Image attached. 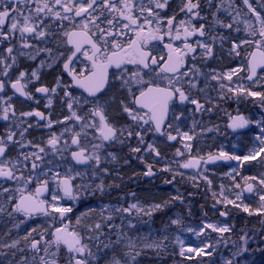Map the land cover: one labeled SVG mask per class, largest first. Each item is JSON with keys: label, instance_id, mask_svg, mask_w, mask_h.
<instances>
[{"label": "flooded vegetation", "instance_id": "1", "mask_svg": "<svg viewBox=\"0 0 264 264\" xmlns=\"http://www.w3.org/2000/svg\"><path fill=\"white\" fill-rule=\"evenodd\" d=\"M262 1L264 2V0ZM134 2L136 5L134 13L136 16L140 17L139 22L142 23L144 16H147L148 13L144 12L143 15H141L139 11L141 3L146 7H150L151 5H149L148 0H134ZM184 2L185 0H169L168 6L160 11L161 16L165 18V31L166 19L173 15H175L174 23L176 24L181 20L187 21L191 19L192 24L197 28H199L201 24L205 26V36L200 37L199 35H193L186 41L196 49L195 52L189 53L185 57L184 65L180 69V73L187 72L188 75L177 74L180 84L183 85V89L189 94L190 99H196L203 105V109L201 111H196L195 105L188 102L181 104L179 100L176 99L170 103L169 116L173 105L182 108L184 111L191 110V117L197 120L196 124H199V127L196 126L195 128H222L220 131V138H228V141L234 139L237 134L244 135L253 133L255 131L253 130L254 118H258L259 121L261 120L264 125V101H262L260 97L249 96L246 92L253 91L264 93V68L257 70L253 79L250 81L248 80L250 74V57L255 51L259 54L260 49H258L255 43H241V41H258L261 39L259 36V22L253 19L255 17L252 14L243 11L242 4L239 0H211L210 4L209 0H199V18L192 17L191 14L180 11ZM9 3H11V8H17L19 10L20 15L18 16V22L20 24H23L24 16H31L29 23L38 25L37 31H43L45 35L43 37H38L35 34L25 33L21 36L18 29L14 32H9V26L12 22L9 18L3 26V31L7 38L5 39L4 36H0V81H4L5 83L4 91L0 92V97L3 98L0 100V108H2L4 102L7 101L13 106L16 112V116L10 117L8 121L0 120V137H6L9 131H14L16 133L14 140L17 142L9 143L5 156L0 158V160L9 161V167L15 165L13 172L17 179H4L0 181V188L8 187L11 191L17 188L16 190L21 192L20 195L15 198L18 200L25 194H34L36 188L44 181H47L48 191L44 192L40 199L44 200L52 188L55 187L57 190L61 191L64 201L69 202L71 197L65 196L62 190V182L68 180L72 186L73 195H78L80 192H83V196H79L77 203L75 206H72V211L65 216L66 218L64 221L60 220V214L57 212L58 224H60V226L57 225L52 228L51 233L54 229L60 228L61 226H71L72 232L76 234L73 224H71L70 221L75 218L76 212L83 215L86 209L92 208L93 206L94 208L91 211L96 215L94 227L92 226L94 229H91L89 223H86L84 216L81 217V221L91 230L96 231L97 234L119 233L120 231H124L128 226H133V218H138L139 215L144 223L149 221V224L151 223L154 228L161 226L163 221L160 216L156 215L159 209L150 210L151 215H145L144 213L137 215L134 210L132 213L122 211V209L128 208L131 205L132 195L140 197L145 196L146 193H158L159 190L167 184L164 179L170 176L174 177L172 174L169 176L164 171H156L159 166L157 167L150 163L144 164L143 149L146 144L150 142L149 140L153 137L156 139L158 137L152 133L149 137L145 138L143 133L149 124L142 125V127L138 126L122 110L121 102L129 105L131 108H136V105L132 102L133 94L137 96L141 88L147 87V84H137L131 79V74L138 70L137 66L133 64H124L121 66V69H117L114 65L109 67L107 70V83L96 96H89L84 89L75 85L72 76H70L63 67L67 57L71 55V52L74 50L73 45L68 43V37L65 33L85 31L83 24L87 23L88 18L76 17L74 13H65L62 5L69 4L70 6L69 0H61V5H56L54 0H26V2L19 4L15 3L14 0H0V10L3 9L5 4ZM45 3L49 5L52 11L48 12V10L45 9V12L37 14L36 8L42 7ZM253 7L257 9L256 4H254ZM257 10L261 11V14L264 15V10ZM56 12H59L61 17L67 15L70 19H61L57 17L55 15ZM98 12L96 14H98ZM12 14L15 15V13ZM110 15L111 14L107 11L104 12V17H110ZM217 21L222 23H217ZM125 22L126 21L120 20L115 28H110L103 18L97 21L100 27L104 28L106 31H112L114 34L122 33L115 35L114 39L122 45L125 51H131L128 47V43L135 38V33L129 29H122L121 26ZM229 23L233 25L231 29L222 26L223 24ZM249 25H251V27H249ZM152 27H156L155 22H153ZM237 29H239V31H237ZM88 31L90 35L92 33H97V36L93 37L94 40L97 39L99 33L94 25L89 24ZM145 31L147 32V26L145 27ZM253 31L256 32V35L251 34ZM174 34L175 33H173V35ZM213 37L216 38L215 41ZM221 37H225L226 39L221 40ZM197 40L213 46V55L211 57L203 55L202 49L196 44ZM169 43H171L174 48L183 49L185 45L183 29H181V39L173 40L171 37L165 35L162 41H149L145 50L150 51L157 60L163 57L164 59L161 61L160 65L163 66L167 61L169 51L165 45ZM233 43L240 45L235 51L232 50ZM25 44L28 46L25 47ZM110 44L111 38H109V46ZM9 47L13 49L11 54L7 51ZM49 49L51 50L50 52L46 51ZM84 50L88 51L89 55H91V48L89 45L85 44ZM125 51H121L120 54L123 56ZM237 52L239 53L238 55L236 54ZM32 57L35 58L33 59ZM102 60L103 57H100L97 62L99 63ZM6 65H12V67L8 68L7 75H4ZM72 67L75 69L76 73L84 72L85 76H87L89 75V70H91L92 65L91 61L82 53H77V58H74ZM153 67L155 71L150 72L145 69L141 73L143 80L151 81L153 85L167 87L168 80L164 77L172 76L173 74L161 73L158 76L159 66ZM34 70L38 74V79L31 75ZM235 71H237V73L232 76V81H227V79L223 78L224 74ZM20 72L26 73L21 83L25 85V91L31 94V99L21 96L11 87V84L19 78ZM215 73L219 74L221 79H213L212 77ZM198 76L200 78L198 82L199 86L202 81H211L210 83L213 84L214 87L212 86L213 88H210L209 94L203 92L199 93L200 88L192 89L189 87L188 81L191 80L194 83ZM121 77L125 80H129L130 83L122 87ZM184 77H189V79L185 81ZM58 78L61 81L59 87H57ZM222 82L227 89L242 87L245 91L239 93L235 92L237 94H234V92L227 90L221 93L220 89L216 88L215 85H221ZM180 84L177 86H180ZM39 87H47L48 89L55 87L57 90L55 93L49 91L45 94L36 92V89ZM129 88H131V94ZM65 91L71 94L73 98L71 99L73 110L76 111L78 115L84 117L83 121L64 119L71 115L67 107L70 97L65 95ZM217 93H221V98L218 97L219 100L216 97L217 95H214ZM210 94L211 98H209ZM9 97L11 98L10 100L8 99ZM212 97H214V99ZM243 98H247L245 102ZM49 99L52 101L51 105L48 104ZM85 100L87 103H85ZM98 106L103 108L108 123L114 127L119 129L131 125L134 132H141L143 143H140L139 138L135 135L128 137L126 131L124 135L120 137V140L124 141L123 143H120L119 140L104 142L99 139L100 133L97 129L84 126L85 124L91 123L99 125V117L91 116L92 111ZM22 112H41L44 114L45 119H40L36 116L22 117L20 115ZM143 113L144 111L141 110L140 114L143 115ZM169 116L168 123L164 127L166 131L163 133L170 132L178 138L177 129L179 128L169 127V125H171ZM183 116L184 114L181 113L177 117L178 122ZM236 116H243L249 121L251 127L247 131L233 133L229 125L232 122L231 118ZM49 120L52 121L50 127L48 126ZM182 124L183 123H181L180 128L183 129L186 125ZM29 125H31V127H29ZM25 128H27V131L24 132L23 137H21L20 133L24 131ZM186 129L188 128L186 127ZM77 133H79V144L72 145L71 140ZM53 135L59 138L55 150L48 144V140ZM160 138L168 140L166 134ZM168 141L174 143L176 140ZM100 144H103V147L93 148V145ZM21 145L24 146L21 147ZM40 148H44V152H40ZM81 148L85 149L86 156L99 155L100 163L97 164L94 159L85 163H78L73 158L72 153L79 151ZM135 148H139L140 151L134 152L132 149ZM231 151L232 150H229L226 153ZM37 154L42 157V159L36 160L35 156ZM214 154L219 155L217 153ZM25 155L29 156L30 159L25 161ZM112 155H114L113 158L111 157ZM193 155L198 158V153L195 152ZM207 158H205V160ZM155 160H158L157 155L155 156ZM229 161L230 160H227L226 163L220 164L226 165L229 164ZM33 162L38 165L36 169L32 168ZM202 165L203 162H201L200 169ZM208 165L210 164L208 163ZM215 165L219 164L211 166ZM149 166L153 174L146 176L145 173L148 172ZM81 171H88L87 179L77 176ZM185 172L189 173L188 170H185ZM53 174H56L55 184H53L50 179ZM176 177L175 175L174 179H176ZM249 184L253 186V191L249 192L250 197H246L247 201L240 205H246L254 212L261 203L258 198L253 195L256 186L252 182H249ZM249 184L243 185V192ZM87 185L88 188H86ZM167 189H169V187ZM171 189L173 192L174 185H172V183ZM150 200L154 202L155 198L151 194L146 195L145 203H151ZM98 204H107L110 209L104 211V214H102L103 211L95 206ZM209 207L213 208L212 205ZM232 211L244 213L242 207L236 208L231 205H227L221 210L220 213H226V215L222 216L224 222L231 228L229 235L238 234V232L233 230L234 218L230 215ZM245 214L248 215L249 213ZM204 216L211 220L214 218L211 212H205ZM97 224L100 225L99 229L96 228ZM50 237H52V235ZM263 238L255 239L251 241L250 244L255 245V243L262 241ZM263 242L264 241L259 242V248H261L259 250L264 249ZM255 250L254 252L256 253L260 252L258 249Z\"/></svg>", "mask_w": 264, "mask_h": 264}, {"label": "snow or ice", "instance_id": "2", "mask_svg": "<svg viewBox=\"0 0 264 264\" xmlns=\"http://www.w3.org/2000/svg\"><path fill=\"white\" fill-rule=\"evenodd\" d=\"M15 3H23L26 2V0H14ZM243 4L247 7L248 12H250L256 20L260 24L259 29V36L260 40L258 41H241V43H255L260 49L259 55L262 60H264V15L261 14V11H258L255 7H253V4L250 2V0H242ZM54 3L56 5H61V0H54ZM69 4H63V10L65 13H74L76 17H86L88 18L87 23L83 24V28L85 31L81 32H70L65 33V35L68 37V43L73 45L74 50L71 52V55H69L66 59V62L64 63L63 67L64 70L73 78V81L76 86L79 88L84 89L85 92L88 93L89 96H96L98 92L101 91V89L104 87V85L107 83L108 79V68L111 66H115L117 69H121V66L124 64H133L136 65L138 70L133 72L131 74V79L134 80L137 84H147L146 88H141L139 91V95L135 96L133 94V104H135L136 108H131L129 105L124 104L121 102L122 110L124 113L128 115V117L135 122L138 126L147 125L150 122L155 125V131L160 132L162 135L166 134L168 140H176L177 136L172 135L169 133H163L161 132L162 126L164 124V121L167 117V113L169 111V105L174 100L178 99L181 104L184 102L191 103L196 106V111H201L203 109V105H201L196 99H190V96L186 91L183 89V85L180 84L179 75H188L187 72L180 73V69L184 65L185 57L192 52H195L196 49L192 47L191 44H188L186 41L189 37L193 35H199L200 37H203L206 35L205 32V26L201 24L199 28H197L194 24H192L191 19L185 21L181 20L178 22V24L175 22V15L168 17L166 19V31L164 29V20L165 18L161 16V11L165 9L168 4L169 0H148L150 7H146L143 3H141V6L139 8V11L141 15H143L144 12H147L148 15L144 16L143 22L140 23V17L136 16L134 13V9L136 7L134 0H69ZM211 3V0H209V4ZM262 10H264V3L261 5ZM45 9L48 10V12H51L52 9L49 7L47 3H45L42 7L36 8V13H42L45 12ZM200 4L199 0H185L182 7L180 8L181 12H186L191 14L192 17L199 18L200 17ZM99 10V12H98ZM107 11L110 13V17H104V12ZM98 12V14H96ZM12 13H15L13 15ZM239 14V13H238ZM20 15L19 10L17 8H11V3L5 4L3 9L0 10V36H5V33L3 31V26L6 23L7 19H11V24L9 26V32H14L17 29L19 30L21 36H23L25 33L28 34H35L38 37H43L45 33L43 31H37L38 25L30 24L29 21L31 19V16H24L23 17V24H20L18 22V16ZM55 15L61 19H70L67 15L61 17L59 12H56ZM106 20V23L110 28H115L117 24L120 22V20L126 21L122 24V29H129L135 33V38L132 39L128 43L129 49L131 51H125L121 44H119L115 39L114 36L122 33H113L112 31H106L104 28H101L100 25L97 23V21ZM153 22H155L156 27L153 28ZM217 23H222L220 21H217ZM247 23V22H245ZM89 24L94 25L97 28V31L99 33L97 39H93L94 36H97V33L89 34L88 28ZM147 26V32L145 31V27ZM225 28L231 29L233 25L231 23L229 24H223L222 25ZM251 27V25H249ZM181 29H183V37L185 40V45L183 49L174 48L171 43L166 44L165 47L168 48V56L167 61L161 65V61H163V57L160 58V60H157L155 56L152 55L150 51L145 50L147 48L148 42L151 40H163L164 36L167 35L171 37L173 40H179L181 39ZM239 31V29H237ZM163 33V34H162ZM173 33H175L173 35ZM252 35H256V32L253 31L251 33ZM109 38H111V44L109 46ZM215 37H213V40L215 41ZM221 40L226 39L225 37H221ZM87 44L91 48V55H89V52L84 50V45ZM197 46L202 49L203 55L211 57L213 55V46L208 43L201 42L200 40L196 41ZM28 45L25 44V47ZM240 45L233 43V51H235ZM8 53L11 54L13 49L9 47L7 49ZM46 51H51L46 50ZM121 51H125V54L122 56L120 53ZM77 53H82L89 61H91V70H89V75L85 76L84 72L76 73L75 69L72 67V64L74 62V58H77ZM110 53V54H109ZM239 54L238 52L236 53ZM100 57H103V60L101 62H97ZM33 59L35 57H32ZM14 60V58H13ZM256 53L252 54V62H250V74L248 76L249 80L253 79V76L256 75V67L258 66L256 63ZM153 66H159V72L157 75L159 76L161 73H172V76H165L164 78L168 80V86L167 87H160L159 85H153L151 81H144L143 76L141 73L147 69L150 72L155 71V68ZM12 65H6V70L4 72V75H7V69L11 68ZM32 77L38 79V74L34 70L31 73ZM234 75V72H228L224 74V79H227L231 81L232 76ZM26 76L25 72H20L19 78L11 84V87L15 90V92L19 93L21 96L26 97L27 99H31V94L25 91V85L21 83V80L24 79ZM213 79H220L221 77L219 74L213 75ZM130 83L129 80L123 79L121 77V86H127ZM180 84V86H177ZM188 84L190 87H195V83H193L191 80L188 81ZM61 85V81L59 78L57 79V87ZM224 85L221 84V88H223ZM5 89V83L4 81H0V92H3ZM56 88L48 89L47 87H39L36 89V92L39 93H45L47 94L49 91L55 93ZM229 91L232 92H243L245 89L242 87H238L236 89L229 88ZM129 92L131 94V88H129ZM65 95L69 96V102L67 104L68 109L71 112L70 116L65 117V120H76V121H83L84 117L77 114L76 111L73 110V104L71 102V94L65 91ZM247 95L253 96V97H260L262 101H264V93L260 92H253L248 91ZM3 98L0 97V100ZM11 99L10 97L8 98ZM52 101L49 99L48 104L51 105ZM85 103L87 101L85 100ZM141 110L144 111L143 115L140 114ZM22 117H30V116H36L40 119H45L44 114L41 112H22L20 114ZM16 112L13 106L8 103L7 101L4 102V106L0 108V120L8 121L10 117H15ZM92 117H99V125L96 123L91 124H85V127H91L97 129L99 131L100 136L99 139H101L104 142H111V141H117L119 140L120 143H123V140H120V137L124 135L125 131L127 132L128 137H132L135 135L139 138L140 143H143V136L141 135V132H134L132 129V126L129 125L126 128H116L110 123H108L107 117L104 114L103 108L98 106L96 107L92 113ZM146 117V118H145ZM232 122L230 123L229 127H231L233 130H236L238 128H244L247 126L249 121L245 119L243 116H236L231 118ZM142 122V124H141ZM258 124L260 122H257ZM52 124V121H48V126L50 127ZM31 127V125H29ZM171 127V125H169ZM67 130V129H66ZM27 131V128L24 129L20 133L21 137H23L24 132ZM261 136L257 137V140H259L261 147L258 151H253L250 155H246L243 157L237 156V155H229L226 152L221 151L218 156L209 155L207 160H203V158H193L188 160L187 162L183 163L181 167L183 168H198L201 165V162L204 164L212 163L217 160H241V161H249L256 159L257 156L260 155L261 152H264V125L261 126ZM16 133L14 131H9L6 137H0V158H3L6 154V150L8 148L9 143H17L14 140ZM177 135H181L179 132V129H177ZM79 133H77L75 136H73L71 140L72 145H78L79 144ZM183 138H186L187 140H191L192 136L188 135V133L182 134ZM59 142V138L53 135L49 140L48 144L52 146V148L55 150L56 145ZM24 145H21L23 147ZM103 147V144L100 145H93V148H100ZM184 148L189 151L191 149L190 144H185ZM148 149H151L155 151L153 146L151 144L148 145ZM134 152L140 151L139 148L132 149ZM40 152H44V148L39 149ZM159 155V153H157ZM176 155H184V153L180 152V150H177ZM73 158L78 163H85L91 159H94L97 164L100 163V157L99 155L95 156H86L85 155V149L81 148L79 151L72 153ZM30 157L25 155L24 160H29ZM36 160L42 159L38 154L35 156ZM9 161L7 160H0V178L13 180L17 179V177L14 175L13 168L9 167ZM38 165L33 162L32 168L36 169ZM167 170V169H166ZM151 167L149 166L148 172L145 173V175H152ZM22 175V174H21ZM248 179L255 180L256 177H249ZM260 185H264V176L259 180ZM239 187V185H237ZM62 190L64 192V195L67 197H71L75 199L72 192V186L70 185V182L68 180H64L62 182ZM7 191V189H5ZM48 191L47 188V181H44L39 187L36 188L34 194H30L27 197L21 196L20 202L14 207V211L16 212H23L25 215H31L34 212H45L47 209L44 207V205L47 203V201L40 199L41 195ZM247 191L252 192L253 186L249 184L247 186ZM60 199L55 194H52V201H57ZM237 199H240V194H237ZM259 200L261 201L260 207L254 210L255 214H264V195L259 196ZM227 203L233 204L236 207H241L242 205L236 204L235 201L229 200ZM52 211L58 212L61 217L64 216V214L69 213L72 211L71 207H58L55 203L48 205ZM161 205H155L154 209H160ZM243 211L249 213V215L254 214L252 210L249 209L248 206L244 205ZM133 210H135L137 213L144 212L145 215H151L150 211L145 212L143 208L139 206L138 203L131 204L128 208L122 209L123 212L132 213ZM0 211H3V208L0 207ZM119 211V209H118ZM222 216L226 215V213L222 212ZM173 224H180V220H173ZM264 223V221H262ZM96 228L99 229L100 225L97 224ZM204 229H211L213 232H218L220 234L227 233L231 231V228L228 226H219L212 223L204 224L203 227L199 230L196 229H188L189 232L194 233L197 236H200L203 234ZM54 243L57 246V251H59V245L63 244L67 247V250L69 253L75 254L72 255L68 261V264H90L89 257H91L93 260H95V256L91 253V251L88 249V246L84 243H82V238L75 233H62L61 229H57L56 233H54ZM166 238V237H165ZM177 243L180 245V255L183 257L185 256L186 252H196L197 254H207L211 255L210 252L206 253L205 249L212 247L210 244H205L203 247H187L185 248L184 241L181 240L179 237L176 238ZM40 241L34 240L31 244V248L39 252L41 249L39 247ZM12 247H15V243L11 245ZM105 247H109V245H105ZM130 248H135V245L129 242ZM146 248H153V247H160V244H145ZM45 254H48V247H45L43 249ZM126 255L129 256V262L128 264H136V259L140 255V252H135V255H131L130 253H126ZM236 255H239V253H236ZM53 259L50 261L45 259L44 256H41L40 264H57L56 261V253H52ZM110 264H122V261L119 258H113V260L110 262ZM226 264H232L231 260H228Z\"/></svg>", "mask_w": 264, "mask_h": 264}, {"label": "rangeland", "instance_id": "3", "mask_svg": "<svg viewBox=\"0 0 264 264\" xmlns=\"http://www.w3.org/2000/svg\"><path fill=\"white\" fill-rule=\"evenodd\" d=\"M242 4V9L244 12L251 14L248 12L247 7L243 4L242 0H239ZM250 2L254 5L256 4L257 9H262L261 5L264 3L262 0H250ZM256 20V18H253ZM237 73V71L234 72V74ZM215 75H217L215 73ZM220 76V75H219ZM233 78V77H232ZM189 77L185 78L184 80L187 81ZM199 76L194 81L195 87H191L192 89H199V93L203 92L205 94H209L210 88H213V84L208 81H202L201 85L199 86ZM221 79V78H220ZM224 80V79H223ZM229 81V80H227ZM232 81V79H231ZM221 84L224 85L222 82ZM213 86V87H212ZM216 88L220 89V92L223 93V91H227L228 89L224 86L223 88H220L221 85H215ZM190 87V85H189ZM215 88V89H216ZM217 92V91H216ZM220 94H214L217 95L216 97L221 98ZM247 93V92H246ZM234 94H237L234 92ZM211 98V94L209 96ZM214 99V97H212ZM218 98V100H219ZM184 114L183 118L179 120L178 122V116L180 114ZM194 117V116H193ZM170 123L173 128L178 127L179 132L181 135H178V138L174 143H170L168 140L164 139H156L153 137L148 144H146L145 148L143 149V156H144V164L150 163L154 164L155 166H159L156 171H164L169 176L172 174V176L175 177V175L178 177H185L186 179L195 182L196 184H207V190H205L206 194L210 196V202L209 206L212 205L214 210H219V215L222 219V215L220 214V209H223L227 205H231L236 207L233 204L227 203V201L232 200L235 201L236 204H244L247 200L245 197V194L243 193V185L249 184V182H252L256 187L253 192V195L259 194L257 196L259 200L260 195H264V185L259 184V180L262 177H257L251 173L247 175H243L240 180H235L236 175L239 174L238 168H241L243 165H246L248 161H241V160H230L226 165H215L211 166L208 164L202 165L201 169L197 172H190L186 173L185 168L181 167L183 163H185V160L187 157L192 156L194 152L198 153V158H207L209 155H214V153L219 154L221 151L227 152L229 150H232L231 152H228L229 155H237L240 157L250 155L253 151H258L261 147L259 140H257L258 136H261V126L263 125V122L258 120V118H251L253 119V130H255L253 133H247L244 135L237 134L234 139H230L228 141V138L221 139L220 138V131L222 128L213 127V128H201L197 129L196 126L199 127V124H196V119L194 120L191 117V110L190 111H184L182 108H178V106L173 105L171 108L170 113ZM195 118V117H194ZM197 118V117H196ZM257 122H260L259 124ZM181 123L182 125H186L185 128H180ZM186 127L188 129H186ZM183 133H188V135L192 136L191 140H187L186 138L182 137ZM151 144L155 151L148 149V145ZM185 144H190L191 149L190 153L188 150L184 148ZM180 150V152L184 153V155H176L177 150ZM227 150V151H226ZM159 153V155H157ZM262 153V152H261ZM260 153V154H261ZM158 156V160H155V156ZM112 158L114 155L111 156ZM185 157V158H184ZM258 157V156H257ZM256 157V158H257ZM250 161V160H249ZM167 169V170H166ZM242 169V168H241ZM131 170V169H129ZM238 172H237V171ZM130 172V171H128ZM88 171H81L78 173L77 176L87 179L88 177ZM147 176V175H146ZM174 177L165 178L164 180L167 182L166 186H164L161 190H159L158 193H148L151 194L155 200L154 202L150 200L151 203L146 204L145 203V196L148 195L146 193L145 196H134L132 195L131 198V204L138 203L141 208L144 209L145 212L154 210L155 205H161L162 207L160 209H173L172 215L168 214L170 216L169 219H171L169 226L166 227L165 219L166 217L162 215L161 220L163 221L161 226L158 228H154V226L147 221L144 223L143 221L140 222V224H136L139 220L138 218H133V226H128V229L132 230V227H143L144 231L147 233L150 240L155 244H160V247H153L155 250H161L164 248V243H170L172 241V248H170V253L172 251L177 252V255L179 256V262L175 261L173 264H226L228 260L232 261V264H264V254L263 250H259L258 243L255 245L250 246L251 241H254L256 239V234H259L258 231L251 229V231H243L240 235L239 239L234 241L232 238L237 234L229 235L230 232L220 234L218 232H213L211 229H204V232L202 235L197 236L192 232H189L188 229H196L199 230L203 227L204 224L212 223L219 226H227L224 221H213L211 219L206 218L204 208L198 209L199 211H195V208L192 211H195L196 213H200V215L197 217V219L193 218L189 215L190 211H188L186 214L179 211V206L175 204L176 194L171 189V183L173 185ZM249 177H256L255 180L248 179ZM56 174L51 175L50 179L53 184L56 182ZM239 185V187H237ZM169 187V189H167ZM88 188V185L86 186ZM7 189V191H5ZM17 188L13 189L12 191L8 189V187H2L0 188V207L4 208L6 206V202L9 200H14L17 198L21 192H18L16 190ZM13 192V193H12ZM52 194L57 195L60 197L57 201H52ZM237 194H240V199H237ZM251 195V196H253ZM75 199L70 198L69 202H65L62 193L60 190H57V188L53 187L52 190L49 192L48 196L44 198L47 203L45 204V207L47 209L46 216L43 218L44 223H47L46 230H49L48 233H50L51 229L56 227L57 225L60 226L58 221V214L57 212L52 211V209L48 206L50 204L55 203L58 207H71L75 206L77 203V200L79 199V196H83V192H80L78 195H73ZM137 197V198H135ZM260 201V200H259ZM5 203V204H4ZM261 203V201H260ZM258 203V204H260ZM97 208H100L101 211H103L102 214H104V211L109 210V206L107 204L104 205H95ZM244 206V205H242ZM241 206V207H242ZM189 207V206H188ZM193 207V206H192ZM260 207V206H259ZM90 208L89 210H92ZM190 208V207H189ZM239 208V207H236ZM243 208V207H242ZM159 209V210H160ZM87 210V209H86ZM87 210V211H89ZM203 210V211H202ZM135 214H143L144 212L137 213L134 210ZM244 212V211H243ZM247 213V212H244ZM107 214V213H105ZM134 215V214H133ZM0 216L6 217L9 215H5V211H0ZM136 216V215H135ZM191 217L193 219H191ZM180 220V224H173V220ZM81 217H79V214L75 216L74 219L70 221L71 224H73L74 231L76 234H78L82 238V243L86 244L88 246V249L91 251L93 255L97 252L96 249H91V246L96 244L93 240V236H96V232L91 230L89 227L81 221ZM235 221V219H234ZM8 222V223H7ZM7 222L2 223V225L7 224V230L12 231H19L22 223L19 222L17 219V216L14 215L10 216L7 219ZM126 228V229H127ZM235 231V230H234ZM45 232V229H40L38 233H36V236H39V239L42 237H45L43 233ZM95 232V233H94ZM103 234V233H102ZM228 234V236H227ZM108 235V234H106ZM104 236L105 241H109L110 236ZM103 236V235H102ZM166 237V238H165ZM179 237L181 240L184 241L185 248L187 247H203L205 244H210L212 247L206 248L205 252H210L211 255L207 254H197L196 252H186L185 256H181L180 253V245L177 243L176 238ZM118 239H121L120 237H117ZM234 240V239H233ZM96 241V238H95ZM264 241V238L263 240ZM50 246H53L52 240L49 241ZM30 241L27 243L28 250L31 251V247L29 245ZM16 245V244H15ZM18 245V244H17ZM16 245V246H17ZM49 245H43L42 251L45 247H48V254L46 255L43 251L44 257L47 260H50L49 257H52V253H56V258L59 260L57 261V264L61 263L62 256H58L57 251L53 250L49 247ZM98 245V244H96ZM264 247V246H263ZM10 248L8 245H6V250ZM15 248V249H14ZM13 249L12 251H16V247L10 248ZM255 249H258L260 252L256 253ZM226 252V253H225ZM236 253H239V255H236ZM67 257L64 259L65 263H68L71 254L69 255L67 253ZM181 259V261H180ZM89 260L91 262L95 263V260H93L91 257H89Z\"/></svg>", "mask_w": 264, "mask_h": 264}, {"label": "trees", "instance_id": "4", "mask_svg": "<svg viewBox=\"0 0 264 264\" xmlns=\"http://www.w3.org/2000/svg\"><path fill=\"white\" fill-rule=\"evenodd\" d=\"M246 99L247 98H243V101L245 102ZM152 133L153 130L150 128V126H148L145 129L143 136H145L146 138L149 137ZM241 168L238 169L240 172L237 175L236 180H240L243 175H247L249 173L257 177L264 176V152H262L256 159L248 161L246 165H243ZM173 185L174 192L177 196V198L175 199V204L179 206L178 209L180 212H184L186 214L188 211H190L189 215L197 219V214L195 213L199 211L197 210L199 207V209L204 208V211L206 213L211 212V215L217 218L216 211L214 212V210L208 206L210 203V197L205 192L207 188L206 184L201 183L199 185L186 179L185 177H178L174 179ZM14 204V200L7 201L6 206L3 208V212L5 211V215L9 216H6L5 218L0 216V264H40L39 258L41 256H44L43 251H41V253L37 256L26 247L29 241L39 238V236H36V233H38L40 229H45L43 235L46 236L47 242L49 243L50 238L47 236L49 230H46L48 224L44 223V217L26 219L19 217L18 214H16L12 209ZM191 208L192 210L195 208L196 212L192 211ZM173 209L170 210L168 208H165L156 213V215L160 217H162V215L163 217H166V227L169 226L168 223L170 222L168 214L170 215ZM77 213L79 214V212H76L75 214L77 215ZM14 215L17 216L19 222L22 223L19 231L7 230L8 225H2V223L7 222V219L10 216L14 217ZM230 215L235 219V221L233 220V227L234 230L238 232L236 237L234 236L231 241L235 242L239 239L243 231H251V229L259 232V234H256V239L264 237V223H262V221H264V214H256L255 216L253 214L247 215L242 212L238 213V211H232L230 212ZM79 216H84V220L86 221V223H89L91 229H94V221L96 218L94 212L89 210L87 212H84L83 215L79 214ZM192 217L191 219H193ZM139 220V222L143 221L140 215ZM105 235L102 236L101 234H96V236H93L94 242L98 245L94 244L91 246V249H96L97 252L94 255L95 263L89 260L90 264H110L113 258H119L122 261V264H128L129 256L126 255V253L135 255V252L137 251L140 252V255L136 259V264H173L175 261L179 260L177 252L172 251L170 253V248H172V241H170V243H164L165 247L161 250L146 248L145 244H152L153 242L150 240L151 237H148L143 227H135L132 228V230L127 228L124 231H120L119 233H108V235L106 236H110L109 241L104 240ZM117 237H120L121 239H118ZM130 241L135 245V248L129 247ZM14 243L16 245L18 244L17 246H15L16 251H12L13 249H10L13 248L11 245H13ZM262 244L264 245V242ZM6 245L10 247L7 250ZM105 245H109V247H105ZM258 246H260V243H258ZM49 247L52 248L51 251H57V248L55 246L49 245ZM57 253L58 256H62L61 263L64 264V259L68 256L67 252L61 246L59 247V251H57ZM49 258L50 260L53 259V257ZM58 260L59 259L56 258V261Z\"/></svg>", "mask_w": 264, "mask_h": 264}, {"label": "water", "instance_id": "5", "mask_svg": "<svg viewBox=\"0 0 264 264\" xmlns=\"http://www.w3.org/2000/svg\"><path fill=\"white\" fill-rule=\"evenodd\" d=\"M254 53H256V61H255V63L258 65L257 67H256V69H255V71H257V70H259V69H262V68H264V60H262L261 58H260V56H259V54H258V52L257 51H255ZM250 62H252V56L250 57V61H249V70H250ZM172 74V73H171ZM249 80V79H248ZM250 81V80H249ZM139 95V94H138ZM137 95V96H138ZM136 107H138V106H136ZM144 111H146V110H144ZM169 112V111H168ZM167 115H168V113H167ZM167 117H166V119H165V121H164V124L167 122ZM150 124L152 125V127H153V129L155 130V125L153 124V123H151L150 122ZM164 124H163V126H164ZM162 126V127H163ZM248 126H246V127H244V128H238V129H236V130H233V129H231V131L232 132H236V131H243V130H246V128H247ZM161 131H162V129H161ZM156 132V131H155ZM159 136H161V133L160 132H156ZM214 156H216V155H214ZM194 157H192V158H190V159H193ZM190 159H188V160H190ZM226 160H223V159H221V160H217V161H215V162H212V163H210V164H214V163H218V162H225ZM187 169H191V170H194V171H197V169L198 168H187ZM2 180H4V178H0V181H2ZM244 192L246 193V195H249L250 193L247 191V187L244 189ZM24 197H27V196H29V194H25V195H23ZM21 198V197H20ZM20 198L16 201V205L20 202ZM15 205V206H16ZM20 214H24L23 212H19ZM42 214H44V212H34V213H32L31 214V216H35V217H37V216H39V215H42ZM69 213H66V214H64V216L63 217H61V215H60V219L61 220H65V216L66 215H68ZM25 215V214H24ZM58 229H61L62 230V233H72V232H70L69 231V229H70V226H61L60 228H58ZM56 230L57 229H55L53 232H52V235H53V237H54V233H56ZM54 239H55V237H54ZM37 241V240H36ZM39 241V240H38ZM33 242V241H32ZM32 242H31V244H32ZM31 244H30V246H31ZM32 251L33 252H35V253H39V252H37L36 250H34V249H32Z\"/></svg>", "mask_w": 264, "mask_h": 264}]
</instances>
